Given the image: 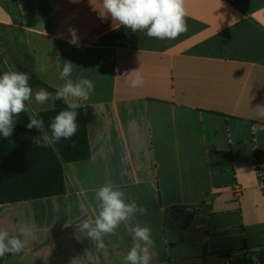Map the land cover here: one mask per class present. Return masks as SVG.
<instances>
[{"label":"crops","instance_id":"obj_1","mask_svg":"<svg viewBox=\"0 0 264 264\" xmlns=\"http://www.w3.org/2000/svg\"><path fill=\"white\" fill-rule=\"evenodd\" d=\"M100 3L0 0V73L34 75V91L41 83L58 89L70 61V78L95 86L76 101L90 159L64 163V195L0 205V229L19 236L17 226L27 224L35 235L0 264H125L137 224L152 230L150 264H252V253H264L262 234L249 243L243 229L244 198H256L264 213V132L255 130L264 125V0H185L188 30L175 40L101 19ZM69 29L79 46L68 43ZM133 70L144 80L137 88L127 76ZM54 105L33 97L30 107ZM106 183L147 210L104 237L107 255L78 227L98 214L94 190ZM201 202L186 227L171 214Z\"/></svg>","mask_w":264,"mask_h":264},{"label":"clouds","instance_id":"obj_2","mask_svg":"<svg viewBox=\"0 0 264 264\" xmlns=\"http://www.w3.org/2000/svg\"><path fill=\"white\" fill-rule=\"evenodd\" d=\"M101 19L111 16L119 25L132 32L144 31L149 38L160 40H175L188 30L186 22L185 0H101ZM71 39L69 44L79 46L75 29H69ZM74 65L65 61L59 78L65 83L53 94L45 88L33 90L30 85L31 76L27 72L8 70L0 73V135L11 137L15 123L21 113H28V129L36 128L41 135L33 141L38 147H50L61 141L70 140L78 131L77 109L81 107L76 101L87 99L95 90L94 83L88 78H78L73 81L71 75ZM130 86L137 88L144 80L139 70L130 74ZM44 105L49 100H62L67 105L65 110L58 112L45 130L43 118L34 114L30 104L33 100ZM259 116L264 118V108H260ZM256 131L264 132V125H259ZM98 214L93 218L87 216L79 224V231L86 233L89 240L95 241L98 251L108 254L104 237L114 234L122 223L127 224L136 214H146L147 210L135 200L126 202L125 193L112 183H106L94 190ZM81 213L87 215V209L82 204ZM19 236L10 235L7 229H0V258L7 254H18L25 247L27 238H35L31 225H18ZM152 230L148 225L137 224L132 228L133 245L125 256V264H150V249L154 244ZM24 237L25 239H21Z\"/></svg>","mask_w":264,"mask_h":264},{"label":"trees","instance_id":"obj_3","mask_svg":"<svg viewBox=\"0 0 264 264\" xmlns=\"http://www.w3.org/2000/svg\"><path fill=\"white\" fill-rule=\"evenodd\" d=\"M45 20L50 21L51 9L43 12ZM35 78L34 75L31 79ZM36 84L41 83L35 80ZM43 88L53 94L57 89L41 83ZM54 107L34 114L43 118L45 130L51 119L67 105L62 100H54ZM79 129L70 139L50 147H38L34 137L41 135L36 128L28 129V113H21L15 123L14 131L8 139L0 135V205L43 198L62 196L66 193L64 163L89 160L91 147L87 121L83 107L77 109ZM255 166L262 174L260 154L255 153ZM202 202L196 206H173L171 214L183 222V227L190 224L198 213ZM258 261L264 264V253L258 254Z\"/></svg>","mask_w":264,"mask_h":264},{"label":"rangeland","instance_id":"obj_4","mask_svg":"<svg viewBox=\"0 0 264 264\" xmlns=\"http://www.w3.org/2000/svg\"><path fill=\"white\" fill-rule=\"evenodd\" d=\"M27 204V203H24ZM256 198H244V208L246 209V223L243 225V229L245 227L247 233V239L249 243H253L256 237L262 236L264 237V213L261 211H256ZM22 223V221H21ZM26 223V222H24ZM25 225V224H24ZM233 232H239V230L234 229ZM261 250L255 251L252 253V256L256 257L253 259L252 264H258V254H261ZM239 264V261H234L233 264Z\"/></svg>","mask_w":264,"mask_h":264},{"label":"built area","instance_id":"obj_5","mask_svg":"<svg viewBox=\"0 0 264 264\" xmlns=\"http://www.w3.org/2000/svg\"><path fill=\"white\" fill-rule=\"evenodd\" d=\"M258 264H261V263H258Z\"/></svg>","mask_w":264,"mask_h":264}]
</instances>
